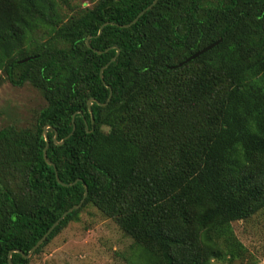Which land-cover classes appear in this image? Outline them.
<instances>
[{"label": "trees", "instance_id": "trees-1", "mask_svg": "<svg viewBox=\"0 0 264 264\" xmlns=\"http://www.w3.org/2000/svg\"><path fill=\"white\" fill-rule=\"evenodd\" d=\"M153 2L0 0L2 76L47 101L0 128V264L89 205L125 264L256 262L233 223L264 215V0H158L123 26Z\"/></svg>", "mask_w": 264, "mask_h": 264}, {"label": "rangeland", "instance_id": "rangeland-1", "mask_svg": "<svg viewBox=\"0 0 264 264\" xmlns=\"http://www.w3.org/2000/svg\"><path fill=\"white\" fill-rule=\"evenodd\" d=\"M2 75L0 71V128L7 124L18 128L30 125L35 111L47 101L29 83L16 86ZM233 226L240 242L256 257L254 262L248 255L240 264H264V215L234 222ZM134 249L132 239L111 218L89 205L78 221L70 223L33 257L31 264H125V257Z\"/></svg>", "mask_w": 264, "mask_h": 264}, {"label": "water", "instance_id": "water-1", "mask_svg": "<svg viewBox=\"0 0 264 264\" xmlns=\"http://www.w3.org/2000/svg\"><path fill=\"white\" fill-rule=\"evenodd\" d=\"M157 1L158 0H154V2H153V4H151L150 6H148L146 9H144V10H142L139 14H138V16L131 22V23H129V24H126V25H123V26H130L131 24H133V23H135L138 19H139V17L147 10V9H149V8H151L155 3H157ZM104 27V25L100 28V30H99V34L102 32V28ZM218 42H215V43H213V44H211V45H209V46H207V47H205L204 49H202V50H200L199 52H197L196 54H194V55H192L191 57H189V59L188 60H190V59H192V58H194V57H197V56H199L201 53H203V52H205V51H207L208 49H210V48H212L213 46H215L216 44H217ZM97 52H99V53H101V51H97ZM119 54V50H118V52H117V55ZM116 57L117 56H115V57H113L112 58V60L111 61H113V60H115L116 59ZM28 58H26V59H22V60H20V62H22V61H25V60H27ZM110 61V62H111ZM109 62V63H110ZM109 63L107 64V65H109ZM106 65V66H107ZM106 66H104L102 69H101V78L103 79V69L106 67ZM108 86V85H107ZM111 96H112V88L110 87V97H109V100H110V98H111ZM95 99H91V100H89V106H90V104L92 103V101H94ZM73 121H74V119H73ZM50 127V125H46L45 127H44V137H45V139H46V146H45V148H44V157H45V160L47 161V163H49V164H51V165H54L53 164V162L47 157V148H48V146H49V137H48V134H47V129ZM75 130V124H74V128H73V131ZM73 131L71 132V133H73ZM68 137V136H67ZM54 139H55V141L56 142H59V141H57V132L55 133V136H54ZM63 142V140L61 141V142H59V143H62ZM55 169H56V167H55ZM57 178H58V174H57ZM58 180H59V178H58ZM59 182H61L60 180H59ZM62 184H64V185H67L66 183H63V182H61ZM88 186L86 185L85 186V193H84V197H83V199H82V201L80 202V203H78V204H75L74 206H72L71 208H69L67 211H65L63 214H62V216H60V218L58 219V220H56L55 222H54V224L49 228V230L44 234V236L31 248V250L27 253V254H25L22 250H19V249H16V250H14V251H17V252H20L23 256H25V257H30L36 250H37V248L44 242V240H46V238L48 237V235L53 231V229L70 213V212H72L73 210H75V209H78V208H80L81 206H82V204H83V202L85 201V199H86V197L88 196ZM12 252H13V250L10 252V254H9V262H10V264H13V262H12Z\"/></svg>", "mask_w": 264, "mask_h": 264}, {"label": "flooded vegetation", "instance_id": "flooded-vegetation-1", "mask_svg": "<svg viewBox=\"0 0 264 264\" xmlns=\"http://www.w3.org/2000/svg\"><path fill=\"white\" fill-rule=\"evenodd\" d=\"M47 125H50V124H47ZM48 129H50V127H49ZM48 129H47V134H48ZM43 132H44V131H43Z\"/></svg>", "mask_w": 264, "mask_h": 264}]
</instances>
